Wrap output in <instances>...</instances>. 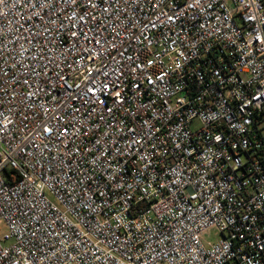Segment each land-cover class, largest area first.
I'll list each match as a JSON object with an SVG mask.
<instances>
[{
  "label": "built area",
  "instance_id": "built-area-1",
  "mask_svg": "<svg viewBox=\"0 0 264 264\" xmlns=\"http://www.w3.org/2000/svg\"><path fill=\"white\" fill-rule=\"evenodd\" d=\"M0 264H264V0H0Z\"/></svg>",
  "mask_w": 264,
  "mask_h": 264
},
{
  "label": "rangeland",
  "instance_id": "rangeland-1",
  "mask_svg": "<svg viewBox=\"0 0 264 264\" xmlns=\"http://www.w3.org/2000/svg\"><path fill=\"white\" fill-rule=\"evenodd\" d=\"M3 231H4V229H3ZM220 237L221 236H217L216 235L215 231H210L209 232V237H207V240H211L213 242V241L218 240Z\"/></svg>",
  "mask_w": 264,
  "mask_h": 264
}]
</instances>
